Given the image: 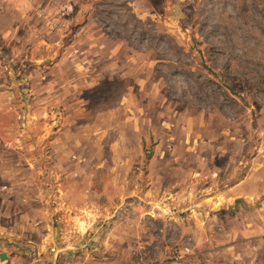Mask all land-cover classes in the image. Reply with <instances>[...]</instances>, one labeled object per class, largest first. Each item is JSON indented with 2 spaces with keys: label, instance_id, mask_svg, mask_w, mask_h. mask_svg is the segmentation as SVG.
Instances as JSON below:
<instances>
[{
  "label": "rangeland",
  "instance_id": "374dc122",
  "mask_svg": "<svg viewBox=\"0 0 264 264\" xmlns=\"http://www.w3.org/2000/svg\"><path fill=\"white\" fill-rule=\"evenodd\" d=\"M0 253L264 264V0H0Z\"/></svg>",
  "mask_w": 264,
  "mask_h": 264
},
{
  "label": "water",
  "instance_id": "95a60500",
  "mask_svg": "<svg viewBox=\"0 0 264 264\" xmlns=\"http://www.w3.org/2000/svg\"><path fill=\"white\" fill-rule=\"evenodd\" d=\"M6 256H5V254L4 253H0V258L1 259H4Z\"/></svg>",
  "mask_w": 264,
  "mask_h": 264
},
{
  "label": "built area",
  "instance_id": "2783aa9c",
  "mask_svg": "<svg viewBox=\"0 0 264 264\" xmlns=\"http://www.w3.org/2000/svg\"><path fill=\"white\" fill-rule=\"evenodd\" d=\"M39 14H41V10H39Z\"/></svg>",
  "mask_w": 264,
  "mask_h": 264
}]
</instances>
